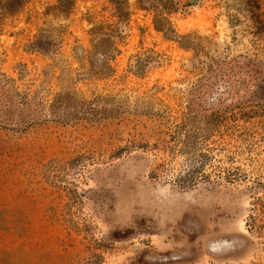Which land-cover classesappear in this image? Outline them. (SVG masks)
Returning <instances> with one entry per match:
<instances>
[{"label": "rangeland", "instance_id": "1", "mask_svg": "<svg viewBox=\"0 0 264 264\" xmlns=\"http://www.w3.org/2000/svg\"><path fill=\"white\" fill-rule=\"evenodd\" d=\"M0 74L107 111L0 126V264H264V0H0Z\"/></svg>", "mask_w": 264, "mask_h": 264}, {"label": "trees", "instance_id": "2", "mask_svg": "<svg viewBox=\"0 0 264 264\" xmlns=\"http://www.w3.org/2000/svg\"><path fill=\"white\" fill-rule=\"evenodd\" d=\"M164 0H160L163 2ZM12 3V0H10ZM153 5V4H152ZM152 7H165L156 6ZM170 20L165 16L163 11H158L154 18V24L157 30L167 32L174 28L167 26ZM76 97L72 92L56 94L51 101L45 99H35L27 92H21L17 89L14 79L0 74V126L13 128L16 130H25L29 126L47 121L50 118L63 121L96 119L100 114L106 115L107 111L92 110L90 107L76 105ZM84 101V100H83ZM195 103V100H193ZM190 118L202 117L206 126H211L213 118L218 115L217 111L207 113L201 112L195 106H191ZM92 110V111H91Z\"/></svg>", "mask_w": 264, "mask_h": 264}]
</instances>
